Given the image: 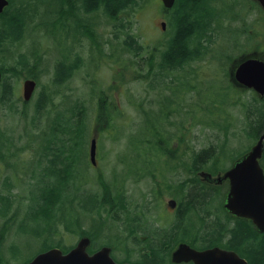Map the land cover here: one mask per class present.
<instances>
[{
	"label": "rangeland",
	"instance_id": "rangeland-1",
	"mask_svg": "<svg viewBox=\"0 0 264 264\" xmlns=\"http://www.w3.org/2000/svg\"><path fill=\"white\" fill-rule=\"evenodd\" d=\"M10 1H12V8L7 16L8 20L10 15L19 13L25 20V27L20 33L23 37L20 40L21 43H3L0 48V67L1 63H4L6 68L17 66L20 54H26L30 62L28 65H18L17 67L20 69L18 74H13L11 71L3 73L5 76L2 84L8 80L9 84L14 86V92L13 100L10 103L0 102V143L5 146L2 148L0 144V196H8L12 203V209L8 215L0 216V231L7 228L5 239L0 248V256L4 259L2 264H26L27 261L43 251L47 238V234L40 237L31 233L33 230H45L26 217L28 212L26 205L31 196L30 192L33 190L36 194L38 193L42 175L48 168L46 159L42 165L35 164L39 158L36 148H38L41 139L36 138L40 132L34 125L44 126L48 118L53 117L57 110H66L76 101L84 102L89 109L87 120L89 128L85 143L86 155L82 156L81 161L83 163L82 171L90 175L93 183L97 182V177L100 174H103L107 182L116 183L120 188L127 165L132 159L130 153L132 139L140 136V130H146L144 123L146 115L154 121L157 117L164 115L167 112L166 104L168 105L176 95H184V89L179 88V93H176V87L178 83H184L186 79H191V82H201L204 86L209 87H211L210 80L214 79L223 86L231 85L229 77L233 61L239 59L243 54L257 51L255 48L257 43L261 46V51L264 50V23L262 22L264 11L255 0H209V7L212 10L216 9L218 18L213 16V21L216 19L212 23L214 31L212 37L210 34H207L206 37L207 39L210 37V43L202 42L204 45H209L208 53L200 58L192 57L190 60L195 62L194 66L190 67V72L186 69L182 76V72L164 69L162 66V54L168 46V41L174 35V28L170 26L169 22L170 17L174 15V10L167 11L161 0L141 1V8L135 12L122 13L120 19L123 21L118 23H113L110 18L105 17L101 9L98 11L86 10L82 0ZM56 13L58 14L55 17ZM162 21L166 22L165 30L162 28ZM121 23L125 24V27L121 26ZM0 28L2 33H5L3 20L0 21ZM251 28H254L257 33L253 31L249 35L246 31ZM89 31L96 32L93 36L96 38L95 43ZM125 33L135 35L144 47L143 53L134 56L128 51L124 43ZM238 35L240 39L235 47ZM199 42L198 36L193 37L189 41L188 51L196 50L195 48L200 46ZM61 61L67 66L74 62H79L81 66L80 69L74 70L73 77L65 84L57 85L54 83L55 67ZM123 70L126 83L120 78ZM27 79L36 80L37 88L32 99L25 106L23 83ZM223 82L225 83L223 84ZM112 85L117 88L109 89ZM95 87L106 90V94L113 98V103L115 107L117 106L119 114L115 128L109 129L101 136L98 133L97 166L91 164L89 155L91 140L98 128H96L97 125L93 117L98 102L97 94L93 89ZM41 92H45L51 97L49 108H47L51 114H47L44 110L40 119L37 118L35 105ZM228 93L225 91L224 95H228ZM242 96L244 101H252V96L256 97V93L247 90ZM197 97L194 94V89L190 87L187 100L190 107L180 103L182 105L177 106L173 114L170 111L167 112L162 124L158 125V127L163 126L162 130L165 135L174 138L172 148L180 147L179 153L174 154L173 162H168L167 159L170 158L167 156L163 159L164 164L157 167L156 170L145 173L142 170L140 174L131 176L123 183L131 205L135 201L142 202L146 196L149 199L151 197V201H153V188L158 192H163L165 198L157 210V214L164 219L160 218V224L163 225L169 222L171 225L174 219L167 206L169 200L176 199L180 207L182 200L188 202L186 192L181 194L180 184L195 178L189 169L192 149L199 151L210 146L220 149V146L226 141L227 145L224 147L219 163V171H224L232 166L237 157L256 143V139L248 138L243 131L241 122L243 116L238 110H232L230 107L227 113L233 114L230 122H233L234 126L228 130L227 138L215 124L213 126H204V124L192 126L191 122L195 118L197 121L209 119V116L199 112L200 110L197 116H191V111H194L191 105L199 100ZM214 97L216 96L214 95ZM236 98L237 95H234V99ZM218 99L221 100L219 97ZM196 109L198 110L199 107ZM221 121L219 120V122ZM180 136L184 137L183 143L179 142ZM8 146L11 150L6 149ZM4 153L7 154L6 157H4ZM262 165L264 167V160ZM141 167L144 168L143 165ZM32 177H34L33 180ZM31 182H33V186L30 185ZM227 189L228 185L225 184L214 191L216 197L212 203L216 209L215 214L207 217L208 209H206L199 215L192 212L189 217L204 222L206 231L208 226V228H212L213 222L217 219L220 220L224 214L223 201ZM181 198L182 200H180ZM90 204V201L86 203L87 207ZM1 206L0 203V208ZM65 208L70 217L58 221L57 230L50 237V241L75 246L80 238L84 237L86 230L91 229L93 221L81 215L78 217L81 226H69L70 218L71 216L76 217L74 214L78 207L77 204L67 203ZM81 211L78 209L77 216H80ZM10 217L14 219H9ZM110 218L112 217L106 214V226H104L106 245L111 244L110 239L121 243L118 248H114L112 245L114 249L112 255L116 261L118 260L117 262H122L127 254V249L124 246L133 248L132 238L125 231L124 216L118 221H110ZM197 220L193 219L191 226L200 227ZM170 225L162 227L169 230ZM92 239L96 240L93 236ZM103 242L104 238L101 239V242L96 243L103 244ZM148 252L144 251L143 253L148 254ZM138 258V252L135 251L131 257L132 263L139 260Z\"/></svg>",
	"mask_w": 264,
	"mask_h": 264
},
{
	"label": "trees",
	"instance_id": "trees-1",
	"mask_svg": "<svg viewBox=\"0 0 264 264\" xmlns=\"http://www.w3.org/2000/svg\"><path fill=\"white\" fill-rule=\"evenodd\" d=\"M56 1L59 2V0ZM141 1L145 0H85V3L89 6L90 10L98 11L103 9L106 16L113 22H122L123 19H120V15L122 13L137 11L141 8ZM208 2L209 0L176 1L172 9V11L174 10V15L171 16L169 20L170 26L174 28V35L168 41V46L162 54V66L164 69L167 68L172 70L184 68V66L189 63V58H200L203 57V54L206 55L208 53L209 45H204L202 42L205 41L206 43H210V37H212L214 31L212 29V23L216 20L214 19L213 21V16L218 18L216 9L212 10ZM11 4L12 1H10V5L5 9L4 13L0 15V21L3 20V25L6 29L5 33H2V29L0 28V48L3 43L16 44L23 38L20 34L25 27V20L22 15L16 13L10 15L9 20L7 18L12 8ZM57 14L58 13L55 14V17ZM262 22L264 23V20H262ZM115 25L117 26V24ZM120 25L125 27V24L121 23ZM44 26H46V24H44ZM253 31L257 33L254 28L246 32L250 35ZM125 34L126 38L124 43L128 51L134 56L143 53L144 47L139 43L135 35L130 33ZM207 34H210L208 39L206 38ZM94 35L95 33H93L91 37ZM195 36H198L200 46L196 47V50H190L189 52V41ZM203 37L205 38L203 39ZM239 39L240 36L238 35L235 47L238 45ZM93 42H96L95 37H93ZM255 48L257 52L261 51V46L258 45V43ZM28 59L26 54H20L17 66L28 65ZM17 66L6 68L4 63H1L2 68L0 67V70L2 74L4 71L5 74L9 71L13 74H18L20 69H18ZM80 66L81 64L79 62H74L67 66V64L61 61L55 67L54 83L57 85L65 84L73 77L74 70L80 69ZM5 74H3V77ZM120 78L126 83L124 70L121 71ZM210 82L209 85L211 87L204 86L201 82L190 85V87L194 89V93L200 97V102L202 101L201 104L193 103L191 105L194 109V111H191V116H197L199 110V112L209 116V119L206 121H197L195 118L192 120L191 125L204 124V126H213L215 124L216 127L223 131L227 138L229 135L228 130L234 126L230 122V119L233 118V114L227 113L230 107L232 110H238L243 116L241 122L245 135L250 139L257 140L264 131V99L260 100L256 95V97L252 96V101H244L242 94H245L247 90L237 88L232 84L225 87V85L223 86L215 79L210 80ZM114 88L117 87L114 85L109 87V89ZM93 89L98 98L97 107L93 115L97 125L96 128L98 127L95 133H99L101 136L104 132H108L109 129L116 127L119 114L117 112V106L115 107L113 103V98L106 94V90L98 87ZM225 91L229 92L228 95H224ZM13 92L14 86L9 84L8 80H6L5 84H2L0 102L4 104L10 103L13 99ZM214 95L216 97H214ZM234 95H237L236 99H234ZM108 97L109 100H107ZM218 97L221 100H219ZM50 100L51 98L48 94L41 92L35 105L37 118H40L44 110H46L47 114H51V112L47 110ZM25 106H27V102H25ZM196 107H199V109L197 110ZM88 118V107L84 102L76 101L66 110H57L53 117L48 118L44 126L41 124L34 125L39 130L38 132H40V135L36 138L41 139L38 143V148H36L39 158L35 161V164L42 165L44 159H46L48 168L45 169L42 175L43 178L41 179V186L38 189V193L36 194L31 190V196L26 205L28 208L26 217L33 220L38 226L43 227L45 231L33 230L31 233L39 235L40 237L47 234L42 252L54 247L60 248L64 252L70 251L74 246L62 245V243L59 242L55 243L53 240L50 241V237L56 232L58 221L70 217L65 205L67 203L73 205L77 204L78 209L82 211L80 216H77L78 209L76 210L74 214L76 217L73 218L71 216L69 226H81L78 220V217H81V215L92 219L93 223L90 226L91 229L86 230L87 232L84 234V236H88L92 240L88 248L90 253L104 246L111 247L113 251V247L118 248L121 245L120 242L112 241V239H110L111 244L106 245V230L104 226H106V214L112 217L110 221L121 220L122 216H124L125 231L128 232V236L132 238L131 243L133 248L124 246V248L127 249V254L125 260L122 262H132L131 257L135 251H137L139 260L134 263L171 264V255L175 246L170 242L172 237L167 234L168 228L162 227L170 225V222L166 225L160 224V218L162 217L157 214V210L163 204L165 195L162 191L158 192L153 188V201H151V197L149 199V197L146 196L142 199V202L135 201L133 205H131L123 183L131 176L137 175L138 173L140 174L142 170L144 173L156 170L157 167L164 164L163 159L167 156L170 158L167 159V161L170 163L173 162L174 154L176 152L179 153L180 147L172 148L174 138H169L164 134L165 132L162 130L164 129L163 126L158 127L159 124H162V119L160 117H157L155 122L151 120V118L149 120L147 115V118L144 120L146 130H140V136L133 137L132 139L133 141L130 147L132 159L128 163L126 174L121 181L122 186L119 188L116 183L107 182L103 174H100L97 177V182L93 183L90 175L87 174V172H83L81 167L83 165L81 162L82 156L85 157L86 155L85 143L88 138ZM219 120H222V122H219ZM179 142L183 143L184 137L180 136ZM226 145L227 142L225 141V143L220 146V149L216 146L203 148L199 151L192 149L189 169L190 173L195 175V178L183 181L180 184L181 194L186 192L185 195H187L188 200V202H185V200H182V197L180 199L182 200L180 202V208H187L195 212L196 215H199L200 212H205L206 209L211 206L210 201H208L209 197L205 195L206 191L200 187L203 184L198 179V172L207 171L216 175V172L218 173L219 171L220 158ZM1 147L5 148L3 144H1ZM6 149L11 150L9 146ZM6 155L7 154L4 153V157H6ZM141 165H143L144 168H142ZM31 179L33 180L34 177ZM30 185L33 186V182H31ZM89 201L91 204L87 207L86 203ZM0 203L2 204L0 216L6 217L12 209L11 198L8 196H0ZM215 210L214 207L213 210L206 212V216L208 217L215 214ZM185 215L187 214L180 213L177 215L176 222L180 227L186 226L185 220L187 217ZM200 218L203 219L202 217ZM9 219L14 218L10 217ZM216 222L217 221L213 222L212 228H208V226L207 231H204V239L209 243L208 245L210 247L219 245L220 243L219 237L216 234V232L220 233V229L214 226ZM192 229L194 230V226H192ZM6 233V227L0 231V248ZM233 234L236 241V243L234 241L233 243L244 248L250 264H264V236L259 240L257 236L251 234L250 230L248 232L243 229H238L234 231ZM92 236L96 240H93ZM175 236H177V234H175ZM102 238H104L103 244H97L96 242H101ZM191 241L193 244L192 246H194L195 240ZM135 248H137V250H135ZM144 251L149 252L148 254H144ZM31 260L27 261V263ZM2 263H4V259L0 256V264Z\"/></svg>",
	"mask_w": 264,
	"mask_h": 264
},
{
	"label": "water",
	"instance_id": "water-1",
	"mask_svg": "<svg viewBox=\"0 0 264 264\" xmlns=\"http://www.w3.org/2000/svg\"><path fill=\"white\" fill-rule=\"evenodd\" d=\"M166 10H171L177 0H161ZM264 10V0H255ZM10 0H0V15L9 6ZM165 30L166 22L162 21ZM3 74L0 70V85ZM230 80L238 87L252 90L260 100L264 99V52L250 53L235 60L230 69ZM37 81L27 79L23 83V98L29 102L34 96ZM95 133L91 140L90 161L97 166V139ZM264 153V131L248 153L239 158L226 172H219L217 176L201 171L198 176L204 181L222 184L229 180L230 189L226 195L224 208L232 215L249 219L257 230L264 232V169L260 160ZM170 208L177 206L176 200H169ZM92 240L88 236L81 237L77 244L68 252L54 247L39 253L26 264H141L132 262H117L112 255V248L104 246L90 253ZM173 264H247L236 253L215 247L198 250L188 244H180L171 255Z\"/></svg>",
	"mask_w": 264,
	"mask_h": 264
},
{
	"label": "flooded vegetation",
	"instance_id": "flooded-vegetation-1",
	"mask_svg": "<svg viewBox=\"0 0 264 264\" xmlns=\"http://www.w3.org/2000/svg\"><path fill=\"white\" fill-rule=\"evenodd\" d=\"M82 3L84 5V8L86 10H90L89 9V6L86 5L85 3V0H82ZM84 9V10H85ZM103 14L105 15L106 17V13L103 11V9H101ZM87 13H91V12H88V11H85ZM216 17V16H215ZM89 28V27H87ZM89 30V29H88ZM89 34L90 36L93 34H91V31H89ZM205 37H203L204 39ZM204 55V54H203ZM242 57V56H241ZM240 57V58H241ZM239 58V59H240ZM238 60V59H236ZM189 63L187 65L184 66V68H177V69H172L171 71H176V72H182V76H184L185 74V71L186 69L189 71L190 67L194 66V61L193 60H190L189 58ZM187 61V62H188ZM235 61V60H234ZM233 61V63H234ZM232 63V64H233ZM232 66V65H231ZM169 70V69H168ZM190 72V71H189ZM230 78V77H229ZM198 82H191V79L188 80L186 79L184 81V83H178V86L176 87V93H179V88H183L184 89V95L182 96L181 95H176L175 97H173V99L168 103V105L166 104V107H167V112H173L176 110V107L179 106V105H182L180 103H184L185 105L189 106V104L187 103V100H188V97H189V94H190V85L191 84H197ZM232 85L234 86V84L232 83ZM238 88V87H237ZM187 94V95H186ZM195 95H197L196 93H194ZM198 96V95H197ZM197 99H200V97L198 96ZM177 101V102H176ZM181 101V102H180ZM186 101V102H185ZM178 103V104H177ZM195 104H201L200 100L194 102ZM190 107V106H189ZM174 109V110H173ZM166 112V113H167ZM165 113V114H166ZM165 114L161 115V119H162V122L164 121V116ZM184 120H187V119H184ZM262 134V133H261ZM260 134V135H261ZM260 137V136H259ZM259 137L257 138V140L259 139ZM256 140V142H257ZM253 147V146H252ZM251 147V148H252ZM250 148V149H251ZM250 150L246 151L245 153H243L242 155H240L239 157H237L233 164L239 159L241 158L243 155H245L246 153H248ZM264 160V153H263V157L262 159L260 160V164L262 166V168L264 169L263 165H262V162ZM232 164V166H233ZM231 166V167H232ZM230 167V168H231ZM230 168L226 169L225 171H221V172H226L227 170H229ZM201 172V171H199ZM198 172V173H199ZM220 172V171H219ZM218 172V173H219ZM217 173V174H218ZM214 175V176H217ZM198 179L200 180V182L203 184L201 185L200 187L206 191L205 195H207L209 197L208 201H210V204L211 206L208 207L207 209L208 210H213L214 206H213V199L214 197V191L218 190L219 188L223 187V185L227 184L228 185V189L224 195V201H223V208H224V205H225V199H226V195L230 189V183H229V180L225 181L224 183L222 184H214V183H210L208 181H204L201 177L198 176ZM173 200H176V199H173ZM177 201V200H176ZM220 201V200H219ZM168 206V205H167ZM169 207V206H168ZM169 212L174 216V219L172 220V224L170 225V228L168 230V234L172 237V239L170 240V242H172L175 246V249L180 245V244H188L190 245L191 247L195 248V249H198V250H207V249H212V248H215V247H219L223 250H227V251H231V252H234L236 253L240 258L244 259L247 264H250L249 262V259H248V255L246 253V251L244 250V248H242V246H239V245H236V241L234 239V231L236 230H240V229H243V230H246L249 232V230L251 231V234L254 235V236H257V238L260 240L261 237L260 236H264V232H260L257 230L256 226L253 224V222L249 219H245V218H240V217H236L234 215H232L230 212H228L225 208H224V214L221 216L222 218L217 219L215 221L216 224L214 226H217L219 229H220V233L216 232L217 236L219 237V245H216V246H209L205 239H204V231L206 230L205 229V223L202 222L200 219L197 220L196 218H192V217H189L190 213H192V211H190L189 209L187 208H180V206L178 205V201H177V206L175 208H170L169 207ZM209 212V211H207ZM180 213H184V214H187L185 215L187 218L185 220V223H186V226L184 227H180L179 225H177V222H176V218H177V215H179ZM195 219L197 220L199 223H200V227H194V230L192 229V226H191V221ZM188 222V223H187ZM197 225V224H196ZM175 234H177V236H175ZM196 234V235H195ZM191 240H195L194 241V246H192V241ZM233 241L235 243H233ZM173 264V263H172ZM182 264H193L192 262L190 263H182Z\"/></svg>",
	"mask_w": 264,
	"mask_h": 264
},
{
	"label": "bare ground",
	"instance_id": "bare-ground-1",
	"mask_svg": "<svg viewBox=\"0 0 264 264\" xmlns=\"http://www.w3.org/2000/svg\"><path fill=\"white\" fill-rule=\"evenodd\" d=\"M76 5V4H75ZM74 5V6H75ZM97 6H98V4H97ZM96 6V7H97ZM100 7V6H99ZM65 11V10H64ZM92 17H93V15H92ZM119 19V18H118ZM117 21H119V20H117ZM94 22V21H93ZM115 22V21H114ZM113 22V23H114ZM95 23V22H94ZM110 23H112V22H110ZM118 23V22H117ZM119 25V24H118ZM88 26H89V24H88ZM94 26H96V25H94ZM92 29H94L93 27H92ZM96 33V32H95ZM91 34H92V32H91ZM98 36V35H97ZM25 37H26V35H25ZM23 42V41H22ZM100 42V41H99ZM21 43V42H20ZM31 44V43H30ZM101 46H102V44H100ZM36 47V46H35ZM189 48V47H188ZM31 49V48H30ZM40 49V48H39ZM39 51V50H38ZM30 52V51H29ZM37 52V51H36ZM38 53V52H37ZM28 62H30V61H28ZM157 64V63H156ZM160 64V63H159ZM230 82V81H229ZM225 82H223V84H224ZM13 86V85H12ZM226 87V86H225ZM60 90V89H59ZM56 93V92H55ZM187 95V94H186ZM205 96V95H204ZM191 97V96H190ZM51 98V97H50ZM13 100V99H12ZM44 100V99H43ZM197 100V99H196ZM45 101V100H44ZM43 102V101H42ZM177 102V101H176ZM181 102V101H180ZM186 102V101H185ZM202 102V101H201ZM193 103V102H192ZM42 104V103H41ZM43 104H44V102H43ZM178 104V103H177ZM199 104V103H198ZM214 105V104H213ZM200 106V105H199ZM47 108V107H46ZM49 108V107H48ZM174 110V109H173ZM77 111H80V110H77ZM152 111V110H151ZM150 112V111H149ZM145 113H147V112H145ZM82 114V113H81ZM147 116V115H146ZM148 118H149V116H148ZM222 118V117H221ZM149 120H150V118H149ZM147 121V120H146ZM235 121V120H234ZM222 122V121H221ZM230 123V122H229ZM233 123V122H232ZM151 126V125H150ZM188 223V222H187ZM250 235V234H249ZM142 264V263H141Z\"/></svg>",
	"mask_w": 264,
	"mask_h": 264
}]
</instances>
